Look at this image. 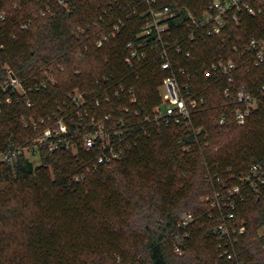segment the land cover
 Here are the masks:
<instances>
[{
	"label": "trees",
	"instance_id": "obj_1",
	"mask_svg": "<svg viewBox=\"0 0 264 264\" xmlns=\"http://www.w3.org/2000/svg\"><path fill=\"white\" fill-rule=\"evenodd\" d=\"M212 1L158 0L155 7L176 12L169 39L173 67L165 69L159 50L149 45L142 48L146 56L126 61L128 43L138 41L147 23L146 0H72L70 10L57 0H0V151L12 142L33 147L55 115L67 122L72 138L69 148L40 145L34 154L0 165V264H264V185L236 209L246 230L233 261L220 255L214 233L220 217L207 199L219 188L208 174L233 186L264 163V108L238 121L237 104L228 103L224 92L226 86L237 92L264 83V62L245 67L253 63L248 40L264 38V0L253 2L261 14L241 12L238 23L227 21L216 36L187 38L189 14H202ZM91 23L86 33L76 32ZM116 23L110 41L98 45ZM221 60L237 63L233 81L205 74ZM137 61H145L140 69ZM179 68L192 72V93L206 102L191 118L199 134L184 123L158 129L144 120L162 101L163 79ZM10 73L22 91L11 85ZM79 93L84 104L75 99ZM101 121L122 126L126 153L95 168L99 145L87 151L84 141ZM31 155L42 164L34 166ZM48 168L53 179L39 180ZM77 173L85 177L76 180ZM187 211L195 220L189 235L178 237L179 218Z\"/></svg>",
	"mask_w": 264,
	"mask_h": 264
},
{
	"label": "built area",
	"instance_id": "obj_2",
	"mask_svg": "<svg viewBox=\"0 0 264 264\" xmlns=\"http://www.w3.org/2000/svg\"><path fill=\"white\" fill-rule=\"evenodd\" d=\"M59 4L66 7L67 10L72 8V0H57ZM149 3L148 7V21L143 30L137 35L138 41H131L128 43L129 55L127 61L130 64L139 57L146 56V51L142 48L146 45L151 46L152 49L159 50L161 58V66L165 69L173 67L172 57L170 54L171 48L174 46L169 43V39L173 37V30L171 29V19L176 15L169 5H159L158 0H146ZM255 0H213L210 2L205 10L200 15L190 13L188 19L185 20L184 25L187 27L186 37L195 39H205L220 34L226 22L233 20L239 22L241 19V12H247L252 15H258L263 12L262 7H257L253 4ZM43 11L42 14H45ZM95 24H98L96 22ZM28 24L23 25L27 27ZM79 27L77 33H85L88 28ZM118 29V26L115 27ZM112 33L104 35L103 39L98 41V45L102 46L105 41L111 39ZM247 50L251 54L253 63L245 64L247 70H251L253 66H259L264 62V38L251 37L247 42ZM177 48V52H180ZM190 51L187 52V56ZM237 68V63L234 61L221 60L213 62L209 67H206L205 74L211 76L217 74L222 77H227L229 81L234 79V71ZM53 79V78H52ZM193 79L192 72L187 68H179L173 71L172 74L163 79V89L161 90L162 101L152 113H146L144 120L147 124L157 126L161 129L163 126L169 125L171 122L184 123L189 125L191 129H195L192 124V114L201 109L206 104L204 97L197 96L192 93L191 82ZM54 80V79H53ZM10 83L13 87L22 89L20 82L15 75L10 73ZM42 85H46L43 83ZM5 90L7 86L3 87ZM124 89V87H121ZM23 90V89H22ZM21 90V91H22ZM129 92L134 95L131 88ZM225 96L228 103L237 104L235 108V116L238 121H244L253 111L264 108V83L252 89H239L237 92H232L230 86L225 88ZM120 89H117L115 94L118 95ZM109 97H106L108 99ZM81 104H84L83 95L79 93L75 96ZM10 101V98H7ZM28 104H31L28 102ZM100 104V100L97 101ZM1 110V107H0ZM139 113L136 112V115ZM55 121L47 125L40 135L35 138L33 147L10 143L6 150L0 151V165L5 162H13L18 157L27 152L34 154L40 145H46L50 151H54L61 146L70 147L72 138L67 134L69 126L63 118L54 116ZM80 118L82 116L80 115ZM41 119L40 122H44ZM226 121V115L223 113L221 123ZM33 126L38 127V123L33 121ZM122 127V126H121ZM119 125L116 127L108 126L105 122L101 121L97 127L90 131L85 137L84 147L87 151L93 150L99 145L100 153L97 155V160L92 164L97 168L100 164L111 163L115 159H120L125 156V149L121 143H125L126 135ZM132 130V129H130ZM129 130V131H130ZM197 134L202 130L195 129ZM132 144L127 142V148ZM191 147V146H189ZM85 177L84 173H77L74 179L81 180ZM208 180L219 183V188L215 190L213 196H207L211 201L213 208L218 210L220 221L214 227V233L219 240V247L221 249L220 255L226 257L228 260H236L239 256V250L236 245L239 237L246 230V225L236 213V209L240 202L250 197L253 191H257L260 186L264 185V163L254 165L249 172L241 176L240 183L230 186L229 183L222 177L216 176L214 178L208 174ZM195 220V216L191 211L183 213L178 221V229L183 232L178 237H187L189 235L188 228ZM261 233L264 235V227L261 228ZM176 251L182 253L181 245H176Z\"/></svg>",
	"mask_w": 264,
	"mask_h": 264
},
{
	"label": "rangeland",
	"instance_id": "obj_3",
	"mask_svg": "<svg viewBox=\"0 0 264 264\" xmlns=\"http://www.w3.org/2000/svg\"><path fill=\"white\" fill-rule=\"evenodd\" d=\"M155 7V6H154ZM106 13H107V10H106V8H105V10H104ZM149 14V13H148ZM147 21H148V18H147ZM120 23V22H119ZM89 25H92V23L91 24H89ZM116 26H118L119 27V25L116 23V24H114L113 26H112V28L108 31V33H112L116 28ZM79 27H81V26H78L77 27V29L79 28ZM86 27V26H85ZM92 28V27H91ZM91 28H88V29H91ZM77 29H76V31H77ZM104 32V31H103ZM86 33V32H85ZM108 33L107 32H104L103 34H102V36H101V38H99L98 39V41L100 40V39H103V36L104 35H108ZM113 35H114V32H113V34L111 35V37H113ZM108 41H110V40H108ZM108 41H105V43L106 42H108ZM127 61V60H126ZM145 61H137V63L135 64V68L138 66L139 67V69H140V66L144 63ZM143 66V65H142ZM160 88H161V90L163 89V85H161L160 86ZM160 90V91H161ZM131 98H132V100L135 102L136 100H137V96H136V93L134 92V95L132 96L131 95ZM158 105L159 104H156L155 106H154V108H153V110L154 109H156L157 107H158ZM30 158L33 160V163H34V166H38V165H40V164H42V162H41V160H40V158L38 157V156H36V155H31L30 156ZM45 173V174H44ZM55 175L53 174V170H52V168H48L47 170H45V171H43V173H42V175H39V180H45L47 177H49L50 179H53V177H54ZM36 181L38 182V178H36ZM18 190H20V191H22V192H24L25 194H27L28 196H31V194H34V195H38V194H40L41 192H39V191H37V190H35V191H33L32 189H30V190H28V192H26L25 190H23V189H18ZM17 190V191H18ZM18 239H20V238H18ZM21 240V239H20ZM23 242V241H22ZM86 242H89V239H86ZM90 247H91V249L93 250V249H95V248H97L94 244H92V242H91V245H89ZM20 249H23V245H21L20 244V247H19Z\"/></svg>",
	"mask_w": 264,
	"mask_h": 264
}]
</instances>
